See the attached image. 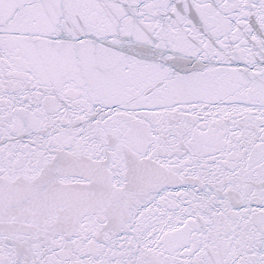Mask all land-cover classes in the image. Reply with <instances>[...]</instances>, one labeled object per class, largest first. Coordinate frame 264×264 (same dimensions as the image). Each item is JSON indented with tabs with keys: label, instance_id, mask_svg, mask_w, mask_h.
I'll return each instance as SVG.
<instances>
[{
	"label": "snow or ice",
	"instance_id": "6c2138e0",
	"mask_svg": "<svg viewBox=\"0 0 264 264\" xmlns=\"http://www.w3.org/2000/svg\"><path fill=\"white\" fill-rule=\"evenodd\" d=\"M0 264H264V0H0Z\"/></svg>",
	"mask_w": 264,
	"mask_h": 264
}]
</instances>
